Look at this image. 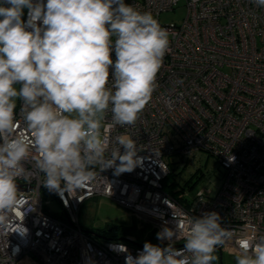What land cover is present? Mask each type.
<instances>
[{"label":"built area","instance_id":"built-area-1","mask_svg":"<svg viewBox=\"0 0 264 264\" xmlns=\"http://www.w3.org/2000/svg\"><path fill=\"white\" fill-rule=\"evenodd\" d=\"M179 1L124 0L141 12H151L159 22L160 14ZM184 3L181 23L160 22L169 32V51L136 124L109 126L110 113L105 120L110 148L116 136H131L142 163L119 174L115 167L97 169L87 190L73 195L46 188L42 174L31 182L19 179L18 190L27 200L24 214L17 209L15 216L27 232L0 235V264H125L126 255L137 256L145 242L182 248L183 239L160 240L157 233L165 228L178 231V221L212 211L233 231L231 239L217 247V258L223 253L236 256L240 238L264 235V7L254 0ZM16 111L23 126L19 100ZM200 151L222 170L217 192L201 189L187 200L185 191H167L164 180L171 161L165 158L182 159ZM25 166L31 168L30 163ZM46 194L53 196L61 212L48 210ZM98 196L135 217L136 233L112 239L84 231L80 206ZM144 223L151 225L152 237L141 232ZM118 245L128 251H120Z\"/></svg>","mask_w":264,"mask_h":264},{"label":"clouds","instance_id":"clouds-1","mask_svg":"<svg viewBox=\"0 0 264 264\" xmlns=\"http://www.w3.org/2000/svg\"><path fill=\"white\" fill-rule=\"evenodd\" d=\"M169 44L151 12L124 0H0V235L27 232L15 216L27 200L19 179L42 174L46 188L73 195L87 190L97 169L119 174L142 163L131 136H116L110 148L105 120L110 113L109 126L136 124ZM232 236L219 213L205 212L178 221V231L157 233L183 239L182 248L145 242L125 264H214L217 247ZM237 243L235 264H264V235Z\"/></svg>","mask_w":264,"mask_h":264},{"label":"rangeland","instance_id":"rangeland-1","mask_svg":"<svg viewBox=\"0 0 264 264\" xmlns=\"http://www.w3.org/2000/svg\"><path fill=\"white\" fill-rule=\"evenodd\" d=\"M185 13L184 0H180L172 10L161 13L159 20L161 23L179 24ZM16 87L19 88L18 85ZM165 160L168 164L171 161V164H169L170 173L164 180L166 190L171 192L185 191L187 200H190L201 189H209L212 195L217 192L222 170L216 164L214 158L205 152L200 151L193 156L182 159L176 156L170 159L166 157ZM45 200L49 201L47 204L48 210L61 212L59 204L52 195L46 194ZM78 219L80 227L84 231L96 235L104 234L105 228L110 225L131 226L134 233H136L138 226V220L130 216L125 209L112 203L107 198L99 196L86 200L80 206ZM151 231V225L144 223V229L141 232L149 233L152 237ZM221 261L222 264H235V256L223 253ZM215 262L218 263V258Z\"/></svg>","mask_w":264,"mask_h":264},{"label":"trees","instance_id":"trees-1","mask_svg":"<svg viewBox=\"0 0 264 264\" xmlns=\"http://www.w3.org/2000/svg\"><path fill=\"white\" fill-rule=\"evenodd\" d=\"M169 192H171V191H169ZM171 193L176 194L177 192L173 191ZM108 229H111V233L109 234V237L112 239H118V238L122 237L124 234L134 232V229L131 226L127 227V226H122V225H110L108 228H105L104 233H107Z\"/></svg>","mask_w":264,"mask_h":264},{"label":"water","instance_id":"water-1","mask_svg":"<svg viewBox=\"0 0 264 264\" xmlns=\"http://www.w3.org/2000/svg\"><path fill=\"white\" fill-rule=\"evenodd\" d=\"M96 235V234H95ZM97 237L99 238H105L104 236H101V235H97ZM218 264H222V261H221V254H219V257H218Z\"/></svg>","mask_w":264,"mask_h":264},{"label":"flooded vegetation","instance_id":"flooded-vegetation-1","mask_svg":"<svg viewBox=\"0 0 264 264\" xmlns=\"http://www.w3.org/2000/svg\"><path fill=\"white\" fill-rule=\"evenodd\" d=\"M108 231H109V229H108ZM108 231H107L108 234L107 233H104L103 235L104 236H109V234L111 233V231H109V232Z\"/></svg>","mask_w":264,"mask_h":264}]
</instances>
